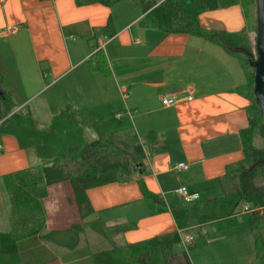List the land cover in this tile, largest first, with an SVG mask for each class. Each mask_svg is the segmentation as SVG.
<instances>
[{"label": "crops", "instance_id": "0c3cea01", "mask_svg": "<svg viewBox=\"0 0 264 264\" xmlns=\"http://www.w3.org/2000/svg\"><path fill=\"white\" fill-rule=\"evenodd\" d=\"M143 15L140 0L109 6L78 5L75 0H0V51L8 49L22 61L10 68L12 79L0 83V94L9 97L12 89L7 86H13L14 110L28 109L37 126L39 114H44L47 124L38 128L46 130L53 116L69 105L86 117L87 141L133 130L146 156L130 180L87 190L94 212L85 218L94 217L100 228L86 236L80 233L75 248L32 237L19 242L20 252L35 238L71 253L89 240L99 251L170 233L176 229L170 206L185 204L176 189L185 186L189 194H197L193 200L215 197L227 166L243 158L240 131L248 125L249 100L238 91L246 83L241 58L200 36L143 26ZM249 16L235 4L202 12L198 20L202 28L216 32L245 29L253 43L256 31L250 28ZM62 81L67 88L57 89ZM72 86L73 92L68 88ZM164 96L178 102L165 106ZM1 145L0 176L41 163L34 149L20 148L14 136L3 135ZM177 162L188 168L177 170ZM139 180L163 203L146 197ZM0 190L4 193L1 184ZM43 206L42 234L76 224L73 214L78 209L67 181L48 186ZM2 207L8 210V201L3 200ZM64 211L73 217L63 225ZM9 228L3 217L0 230ZM235 229L226 228L208 239L200 246L203 250H188L191 264L264 263L251 261L255 254L250 228ZM24 255L23 264L30 259ZM59 260L62 263V257Z\"/></svg>", "mask_w": 264, "mask_h": 264}, {"label": "trees", "instance_id": "16d2710c", "mask_svg": "<svg viewBox=\"0 0 264 264\" xmlns=\"http://www.w3.org/2000/svg\"><path fill=\"white\" fill-rule=\"evenodd\" d=\"M78 5L100 3L112 5L119 0H75ZM144 15L143 26L157 27L165 33L184 32L212 41L230 54L241 58L246 73V83L238 91L249 100L248 125L240 131L243 158L230 164L220 179L222 195L202 201H184V205H171L170 211L176 229L170 233L149 239L126 243L115 250H99L92 256V264H191L188 250L204 245L208 239L219 235L224 229L243 222L250 224L252 251L264 260V235L256 229L255 220L264 216V115L255 103L252 93L253 69L242 53L230 51L221 41L233 46H242L252 51L247 32L209 31L199 24L198 16L205 11L240 4L244 14L251 15V0H140ZM255 4V0L253 1ZM250 21V16L248 17ZM256 31V27L254 29ZM219 39V40H218ZM101 53L97 51V55ZM0 143L3 135L14 136L20 148H33L41 163L18 169L0 176V184L7 195L9 224L6 231L0 230V264H23L19 242L32 237L69 249L76 247L80 224L66 229H53L45 234L46 227L43 199L48 195V186L67 181L72 199L81 217L94 210L90 205L87 190L111 182H125L132 173L144 165L145 150L132 130L112 131L87 141L83 137L86 117L79 109L69 105L56 113L46 130L39 129L28 109L14 110L9 96L0 94ZM132 131V132H131ZM2 150H0V153ZM142 193L158 203V195L147 192L141 180ZM247 204L251 211L241 206ZM214 223V233L190 232L194 225ZM180 231L189 232L193 240L182 251ZM181 246V245H180ZM264 264V263H262Z\"/></svg>", "mask_w": 264, "mask_h": 264}, {"label": "rangeland", "instance_id": "374dc122", "mask_svg": "<svg viewBox=\"0 0 264 264\" xmlns=\"http://www.w3.org/2000/svg\"><path fill=\"white\" fill-rule=\"evenodd\" d=\"M254 0H251V15H250V28L252 30L255 29L256 27V4L253 3ZM117 9L116 7L113 9V13L116 12ZM211 31V30H209ZM254 42L252 43V51H254ZM220 48V47H219ZM17 54H14L13 52L11 53L10 51H8V49H4L2 51H0V83L4 84V83H8L9 80L12 79L13 77V71L10 72V68H13L15 65H18V63L20 64L22 61L20 59L15 60V56ZM17 57V56H16ZM84 65L83 67L86 68ZM82 67V68H83ZM65 81V80H64ZM64 81L60 82L56 88H63L66 87L67 85L64 83ZM7 88L12 89V91L10 92V98L11 101H13V86L11 88V86H7ZM70 91H74V87H68ZM9 89V90H10ZM59 92L61 93V90H59ZM24 93V95H23ZM22 95L26 96L28 91L26 89V92H23ZM37 101H39V98L37 99ZM0 107H1V112L3 111V107H4V111H5V106H3V103H1L0 101ZM48 118L47 116H45L44 114H39L38 116V126L41 128H44L45 125L47 124ZM133 131V130H132ZM131 131V132H132ZM258 145L264 147V142H261L260 139H258ZM264 182V181H263ZM68 186V185H67ZM5 194V195H4ZM0 204H1V208H0V220H2V218L4 217L5 220L8 219L9 221V211L5 209H2V201L4 200L5 203H7V195L6 193L2 192V190H0ZM222 195V190H220V192L215 195V197H220ZM204 199H201L200 201H202ZM179 202L181 203L182 201L179 200ZM6 207V206H5ZM241 208L243 209V205L241 206ZM78 209V208H77ZM2 210L5 211V215L2 214ZM75 216V222L76 224H80L82 226V230L80 233H85V236L87 235V233L89 231H92L93 229H99L100 228V224L98 225L97 223H94V217H90V219L85 218V217H81L79 210L77 211V213L75 212L73 214ZM62 219L65 220L64 224H69V222L66 220L67 218L73 217L72 213L68 212V211H64V213L61 215ZM46 220V217H45ZM214 223L212 222H208L203 224L202 226L200 225H194L190 228V232H196L198 231L197 229L200 227V230L202 232L208 233V234H212L214 233ZM9 226V225H8ZM255 226L256 229L259 228L258 232H261L264 235V216L260 217L259 219L255 220ZM233 228H237L235 230H243L245 227H247L248 229L251 227L250 224L246 221L243 223H240L238 225L232 226ZM104 229V227H102ZM225 230V229H224ZM42 232H46V228L45 230H43ZM79 233V234H80ZM42 243V239L40 238H35V240H28L21 249L20 255L21 258L24 255L26 258H30L27 261V263L24 264H66L68 262V264H92V256L95 252L98 251V247L94 245L93 247V243L91 240L89 241H85V244L83 243L82 245L79 246V248H77L75 251L68 253V252H64V251H57V248L54 247H48L45 245V243ZM126 243H119V244H114L110 247V249L115 250V247H124ZM92 245V246H91ZM97 247V248H96ZM184 246H176V250L177 251H182L184 250ZM203 248V247H202ZM201 247L200 248H192L193 252H196L195 249L197 250H203ZM207 248V247H205ZM191 249L189 250L192 251ZM35 251V253H34ZM23 252V253H22ZM30 252L33 253V255L29 254ZM198 252V251H197ZM59 257L64 260L61 261L59 260ZM259 260L260 259L256 256L253 255V257H251V261L254 262L255 260ZM23 263V262H22ZM257 263V261H256Z\"/></svg>", "mask_w": 264, "mask_h": 264}, {"label": "water", "instance_id": "95a60500", "mask_svg": "<svg viewBox=\"0 0 264 264\" xmlns=\"http://www.w3.org/2000/svg\"><path fill=\"white\" fill-rule=\"evenodd\" d=\"M256 4V36L254 51H249L242 46H233L221 41L230 51L242 53L253 69L252 93L255 103L264 115V0H255ZM259 164H264V160Z\"/></svg>", "mask_w": 264, "mask_h": 264}, {"label": "built area", "instance_id": "2783aa9c", "mask_svg": "<svg viewBox=\"0 0 264 264\" xmlns=\"http://www.w3.org/2000/svg\"><path fill=\"white\" fill-rule=\"evenodd\" d=\"M124 93V92H123ZM187 99H190V96L186 97ZM176 102H178V99L172 98V97H168V96H164L162 97V103L165 106H169L172 104H175ZM0 150H2V145L0 143ZM175 168L177 170H183V169H187L188 168V164H186L185 162H177L175 164ZM176 193L186 202L191 201L195 198H197V194H189L187 192V189L185 186H180L176 189ZM244 211H251L253 209H250L249 206L247 204L244 205L243 207ZM193 240L192 235L187 232V231H180V245L186 247L191 241Z\"/></svg>", "mask_w": 264, "mask_h": 264}]
</instances>
